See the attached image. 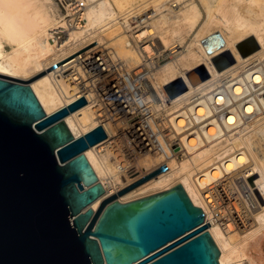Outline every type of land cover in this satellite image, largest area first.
Returning <instances> with one entry per match:
<instances>
[{
	"label": "bare ground",
	"instance_id": "1",
	"mask_svg": "<svg viewBox=\"0 0 264 264\" xmlns=\"http://www.w3.org/2000/svg\"><path fill=\"white\" fill-rule=\"evenodd\" d=\"M34 1L0 0V78L27 83L46 115L83 98L61 118L74 139L103 128L105 137L82 151L104 190L82 209L93 210L89 221L104 199L165 164L111 200L128 202L180 183L204 212L219 264H264V155L255 151L264 135V0H194L208 6L217 1L216 16L207 10L220 21L218 31L201 26L199 10L187 0H179L178 12L170 0H115L113 6L111 0H75L61 21L54 20L55 9L50 14L51 5L40 11ZM147 2L155 10L142 28L137 16ZM121 18L142 28L134 40L121 31ZM60 32L67 35L62 45ZM156 36L164 50L181 51L175 63L148 66L153 51L144 38ZM203 36L213 45L203 46ZM229 55L233 63L220 68ZM55 63L65 64L54 70ZM201 66L209 78L190 84L188 75ZM250 66L245 87L240 75ZM139 69L154 70L150 85L134 80ZM177 77L186 90L167 108L163 87Z\"/></svg>",
	"mask_w": 264,
	"mask_h": 264
},
{
	"label": "water",
	"instance_id": "2",
	"mask_svg": "<svg viewBox=\"0 0 264 264\" xmlns=\"http://www.w3.org/2000/svg\"><path fill=\"white\" fill-rule=\"evenodd\" d=\"M84 103L46 115L27 83L0 78V264H219L204 212L180 183L111 200L166 165L104 199L89 221L93 210L82 209L104 190L82 151L105 133L97 126L74 139L61 121Z\"/></svg>",
	"mask_w": 264,
	"mask_h": 264
},
{
	"label": "rangeland",
	"instance_id": "3",
	"mask_svg": "<svg viewBox=\"0 0 264 264\" xmlns=\"http://www.w3.org/2000/svg\"><path fill=\"white\" fill-rule=\"evenodd\" d=\"M73 1H75V0H35L34 2L37 4V5H39V7H38V9L40 10V11H42L43 10V8H46V6H50V10L52 11V10H54L55 9V11L58 13V16H57V13H53V11L52 12H50V14H55L53 17H54V20H58V21H61V19L63 18L62 16H59V15H64V17H66L67 16V11H68V9L70 8L69 6L73 3ZM108 1H110V0H108ZM115 0H111V4H112V6L115 4V2H114ZM166 1H169V0H166ZM179 0H170V5L172 4V9H173V11H176V12H178L179 11V9L182 7V6H179ZM187 2L190 4H193L192 6H195L198 10H199V12H200V19H199V23H201V26L202 25H204V24H208V26L210 25V27H212L211 25H213V27L214 28H216L218 25H219V23H220V21L218 20V18L216 17L215 18V16H216V11L218 12V5H217V1H214L213 3H211V5H204V4H199L198 2H194V0H187ZM50 3V4H49ZM53 3H55V4H53ZM148 4H150V2H147V4L146 5H144V6H147ZM54 8H53V7ZM58 7V10L56 9ZM148 7V8H147ZM146 7V9L144 8V10H142V12L139 14V16H137L138 17V19H137V21L138 22H140V25H142L141 27L143 28V27H145L146 26V24L144 25V22L146 23V20L148 21V19H149V17L150 16H152V13H151V10H155V6L153 5L152 6V4H150V5H148ZM180 7V8H179ZM205 7V8H204ZM68 8V9H67ZM208 8H211V10H212V15L214 14L215 16H212L211 17V15H210V17L208 16L209 15V12H208ZM144 11V12H143ZM149 13H148V12ZM216 13V14H215ZM66 15V16H65ZM147 18H146V17ZM56 17V18H55ZM204 17V18H203ZM59 18V19H58ZM214 20H213V19ZM67 19V18H66ZM207 19V20H206ZM145 20V21H144ZM137 21H135V23L137 22ZM208 21V22H207ZM77 22V20H75V22L74 23H76ZM142 22V23H141ZM203 22V23H202ZM207 22V23H206ZM80 25H81V27H85L86 25H87V22L85 21V20H81L80 21ZM119 23H120V27H121V31L122 32H124L125 33V35L126 36H128L131 40H134L135 39V37L138 35L137 34V32L138 31H140V29H142L141 27H139V28H136L134 25H132V24H134V22L132 23V21L130 22V21H127V20H125L124 18H121L120 20H119ZM131 23V24H130ZM199 23H198V25H199ZM217 24V25H216ZM130 25H132V26H134V27H129ZM138 26H139V24H137ZM201 26H199V27H201ZM220 26V25H219ZM219 26L216 28V30L218 31L219 29ZM132 28V29H131ZM116 33V32H115ZM139 34H140V32H138ZM113 34H114V32H113ZM210 34V33H209ZM115 36H113V37H116L117 35H118V33H117V35L116 34H114ZM57 37V44H60V45H62L63 44V42L67 39V35L65 34V33H62V32H60L59 33V35H57L56 36ZM110 37H112L111 35H110ZM112 37V40L111 39H109V40H111V41H113V38ZM149 38V37H148ZM154 39V40H153ZM149 38L148 40H147V37H145L144 38V42L143 43H146L145 44V47H146V45L148 46L149 45V47H150V49L153 51L152 53L155 55V57H151V56H153V54L151 53L150 55H148L146 58V60H147V62L149 61V60H151V61H149V62H151V64L150 63H148V64H150V65H148L149 67H151L152 68V66L154 67V68H156V66H160V67H165V66H168V65H170V64H173V63H175L177 60H178V58L180 57L179 55H180V53H181V51H179V52H176L177 51V49L176 50H174V51H166V50H164V47H163V44L159 41V39H158V37L156 36V37H154V38ZM194 39V37H192V40ZM201 41H200V43L203 45V46H212L213 45V43L214 42H212L211 44H209V39H211V38H208V36L207 37H200L199 38ZM157 41V42H156ZM190 41H191V38H190ZM190 41H189V43H190ZM153 42V43H152ZM159 42V43H158ZM199 42V41H198ZM50 43L52 44V45H55L54 44V42H53V40H51L50 41ZM152 45H151V44ZM156 43H158V44H156ZM161 43V44H160ZM223 44V43H222ZM151 45V46H150ZM158 45V46H157ZM95 46V45H94ZM94 46H90L88 49H86L85 50V52L84 53H86V51L87 50H90V48L92 47H94ZM97 46V45H96ZM156 46V47H155ZM161 46V47H160ZM60 47V46H59ZM4 48L6 49V51H7V54L6 55H8L10 52H11V49H10V47L8 46V45H4ZM161 48V49H160ZM163 48V49H162ZM83 52L81 53V54H78V55H76L74 58H77L79 55L81 56L82 54H83ZM174 52H176V53H174ZM157 53V54H156ZM159 53V54H158ZM161 54V55H160ZM149 57H151L150 59H149ZM156 57H158V58H156ZM232 58H233V56H232ZM154 59V60H153ZM155 61V62H154ZM227 60H225L224 62H226ZM223 62V63H224ZM99 63H100V61H99ZM233 63V62H232ZM231 63V64H232ZM55 64H57V63H55ZM65 63H63V64H57V68H53L54 70H57L58 69V67L59 66H61V65H64ZM231 64H229V65H227V66H230ZM226 67V66H225ZM202 68V70L204 69V70H206V72L208 71L207 69H206V66H201L200 68H197V69H195V70H193L192 72H191V74H192V78L188 75V81H189V83L190 84H193V82L194 83H197V82H199L200 80H201V78H203L204 77V74H203V72L202 73H200L198 70L199 69H201ZM224 68V67H223ZM145 69H142L141 71H140V69L139 70H135L136 72H138L137 74L138 75H136V78L134 79V80H137V81H141L142 83H144V84H148L149 83V85L151 84L150 82L151 81H153L152 79H154V77H152V76H154V70H152L151 71V69L149 70V69H146L147 71H144ZM146 72H147V74L148 75H146ZM196 72V73H195ZM141 74H142V76H141ZM144 74V75H143ZM151 74H152V76H151ZM146 75V76H145ZM142 77V78H141ZM146 79V78H148V79H144V78ZM207 78H209V74H208V76L205 78V79H207ZM139 79V80H138ZM142 79V80H141ZM205 79H203V80H205ZM34 80H36V79H33V80H30L29 82H34ZM148 80V81H147ZM203 80H201V81H203ZM146 82V83H145ZM164 89H163V95H164V100H165V106L168 108L169 107V103L171 102V100L176 96V95H178L179 93H181L182 91H185L186 90V84L184 83V81L182 80V78H180V77H177L176 79H174L173 81H171L170 83H168V84H166L164 87H163ZM177 91V92H176ZM167 94H166V93ZM40 101V100H39ZM41 103V102H40ZM161 103V102H160ZM159 103V104H160ZM42 105V104H41ZM151 105V104H150ZM43 106V105H42ZM160 109V108H159ZM163 109V108H162ZM162 109H160V110H158V113H159V115L160 114H162ZM138 117V116H137ZM156 117V116H155ZM136 118V117H135ZM133 121V120H132ZM259 139H261V140H259L260 142V145L259 146H261L262 147V149H261V147H257V148H259L258 150H255V151H257V152H261L262 151V155H260V156H262L263 157V155H264V135H262ZM172 149V152H173V154H178V152H179V146H177V145H175L174 147H172L171 148ZM178 161L179 162H181L182 160H181V157H178ZM133 163H135V162H133ZM170 189V188H169ZM168 190V189H167ZM162 191H165V190H162ZM162 191H156V192H154V193H152V194H149L148 196H150V195H153V194H156V193H159V192H162ZM145 197H147V196H145Z\"/></svg>",
	"mask_w": 264,
	"mask_h": 264
},
{
	"label": "built area",
	"instance_id": "4",
	"mask_svg": "<svg viewBox=\"0 0 264 264\" xmlns=\"http://www.w3.org/2000/svg\"><path fill=\"white\" fill-rule=\"evenodd\" d=\"M56 67H57V64H56ZM55 67V68H56ZM252 69H254V67L253 66H250L248 69H246L245 71V73H243V74H241L240 75V77H244V85H245V87L247 86V85H250V83H251V80H250V77L248 76V72H250ZM259 72H260V74H261V76H262V78L264 79V66H263V68H260V70H259ZM232 76H230V78H231ZM238 78V77H237ZM260 102V101H259ZM255 107H256V105H255ZM252 114H254V116H256V115H258L259 114V111H258V108L256 107L255 108V111L254 112H252ZM238 116H240V115H238ZM237 116V117H238ZM162 165H165V164H162Z\"/></svg>",
	"mask_w": 264,
	"mask_h": 264
}]
</instances>
